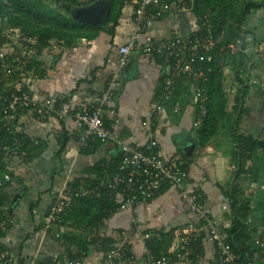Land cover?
Listing matches in <instances>:
<instances>
[{
  "label": "crops",
  "instance_id": "1",
  "mask_svg": "<svg viewBox=\"0 0 264 264\" xmlns=\"http://www.w3.org/2000/svg\"><path fill=\"white\" fill-rule=\"evenodd\" d=\"M135 1L120 3L115 26H106L97 35L98 30L84 29L88 38L78 39L72 48L62 45L44 50L33 58V64H38V68L33 67L35 71L20 75L21 80L15 86L10 81L9 89L23 90L26 86L38 103L62 98V108L67 113L58 121L42 117L38 109L1 118L0 129L20 136L16 138L15 148H4L8 155L3 164L12 183L0 196L2 216L14 221L10 230L0 235V245L10 252L14 264H29L32 259L42 264L52 258L79 256L82 252L77 244L84 241L88 245L87 253H82L80 258L84 264H113L106 260L105 239L113 241L115 247H127L134 256V264H152L156 258L175 253L179 235L189 227L201 233L190 255L196 257L195 264H218L215 243L203 227L202 219L191 210L181 191L170 185L149 202L134 208H121V199L116 196L113 200L118 205L117 211L100 221L68 213L48 231L44 230V218L55 196L81 184L111 181L118 171L121 153L117 145L96 142L87 150L80 148L81 132L74 114L105 89L117 68L119 50L130 43L134 33ZM170 1L171 11L152 22L140 36L141 43L147 37L159 41L188 40L200 27L196 0ZM209 1L214 6L204 8L211 20L219 12L240 14L246 4L264 2ZM199 2L204 5L205 0ZM232 26L240 25L234 22ZM240 27L246 43L245 63L227 56L220 61L225 77L226 116L207 144H199V130L194 128L195 121L200 120V108L195 84L190 80L176 86L170 102L162 103L163 109L153 123L152 114L160 105L168 65L161 57L136 51L129 57L115 101L118 123L108 117L106 125L125 144L145 150L153 146L152 151L163 159L184 162L189 174L187 191L202 193L203 209L215 222L217 231L231 243L241 238L242 226L246 228L242 231L247 236L245 248L257 251V243L264 237V149L242 153L234 136L264 142V8L253 10ZM23 52L20 39L10 40L0 50L13 59ZM43 72L47 76L40 78ZM177 107L179 111L175 112ZM203 120L201 117L200 129ZM22 140L27 143V149L20 143ZM61 143L62 153H59ZM192 143H196L195 149H191ZM28 150L31 152L27 153ZM23 152L27 153L24 157ZM245 204L249 209L243 220L240 211ZM181 263L190 264L188 261L172 264ZM259 264H264V258Z\"/></svg>",
  "mask_w": 264,
  "mask_h": 264
},
{
  "label": "built area",
  "instance_id": "2",
  "mask_svg": "<svg viewBox=\"0 0 264 264\" xmlns=\"http://www.w3.org/2000/svg\"><path fill=\"white\" fill-rule=\"evenodd\" d=\"M135 4L137 7L134 16V33L130 43L119 50L117 68L112 72L105 89L93 101L83 105L74 114L76 124L81 132L80 148L87 150L96 142L117 145L121 153L118 171L111 181L99 185L81 184L76 189H67L65 193L61 192L55 196L52 208L44 218V230L48 231L51 226L58 222L60 217L77 209L80 202L94 198H116L118 196L121 199L119 202L121 208H134L137 204L149 202L166 185H170L181 191L183 198L189 202L191 210L202 219L203 227L215 243L218 264H242L231 243L217 231L215 222L205 213L202 206V193L191 194L187 191L186 184L189 181V174L186 171L185 163L163 159L159 154L152 151L153 146L145 150L123 143L115 137L111 128L106 125V119L109 117L112 122L118 123V113L114 105L129 57L133 51H136L142 55L161 57L168 65L160 105H157L152 114L153 123L157 114L163 109L162 103L170 98L178 83L190 80L195 84V97L199 101L200 120L194 123V128L199 130L201 117L202 120L207 118L204 103L208 100L200 87V82L206 83L208 78L200 66L212 62L214 54L218 50L220 57L225 53L237 57L240 54L245 55L246 48L238 38L228 46H224L222 43L228 33L229 21L226 24L218 22L215 26L209 14L203 17L202 24L188 40L175 38L169 41H159L147 37L145 43H141L139 41L140 36L147 32L152 22L164 18L171 11V1L136 0ZM226 25L227 27H225ZM6 38L9 41L12 40L10 37ZM20 40L24 51L20 57L13 59V57L0 53V66L3 68L0 83L2 82V86L7 89L12 88L9 86L10 81L17 73L26 75L28 66L32 67L30 72L35 71L32 63L37 53L36 42L34 40ZM13 63L16 64L13 65ZM46 76L47 73L43 72L39 77L45 78ZM14 83L12 81L13 85ZM15 88L10 89L7 94L0 95V123L3 121L1 120L2 114L7 116L14 112H26L32 109H38L39 115L56 121L62 120L67 115L64 108H57L56 106L57 101L62 102V98L46 99L38 103L27 91L22 92V90ZM178 111L179 108L177 107L175 112ZM0 150L6 152L5 149ZM26 155V152L22 153L23 157ZM10 183H12V177L10 173L2 170V162L0 161V196ZM13 224L14 221L11 218L0 217V235L6 234ZM200 237V230L194 227L183 230L177 240L178 250L173 254L156 258L152 264H172L175 261H188L190 264H195L197 262L196 257L191 258L190 255L197 246ZM257 245L259 249L255 251L254 259L249 260L246 264H256L257 259L264 253V237ZM106 260L113 264H134V256L127 247L123 246L115 247L109 251ZM0 264H14L10 252L1 245ZM29 264L41 263L37 259H32ZM47 264L84 263L80 259L61 260L52 258Z\"/></svg>",
  "mask_w": 264,
  "mask_h": 264
},
{
  "label": "trees",
  "instance_id": "3",
  "mask_svg": "<svg viewBox=\"0 0 264 264\" xmlns=\"http://www.w3.org/2000/svg\"><path fill=\"white\" fill-rule=\"evenodd\" d=\"M97 0H89L88 2H80L77 0H0V50L7 45L9 39L5 37V30H9L11 33H19L21 35V39L26 40H34L36 42V55H42L44 50H47L51 47L52 42L56 41L59 46H68L72 48L76 41L82 37H89L84 34V29H95L98 32L102 31L104 27L112 24V27L115 26L118 22V18L120 16V3L126 0H110L111 4V12H110V20L101 26L92 27L88 25L79 24L73 22L67 18V10L71 8H80L91 5L95 3ZM51 2L53 4H51ZM199 0H196L195 5L197 12V16L200 20V24L203 22V17L207 13L205 12L206 6H212L211 2L205 0L204 5L200 4ZM200 6L201 8H198ZM214 6V5H213ZM212 6V7H213ZM264 8V2L262 3H249L244 6L243 11L240 14H217L216 17H213L212 23L217 26L218 22H223L226 24L229 21L228 33L223 40V45L228 46L235 39H240L244 48H246L245 38L241 35V27L244 23V19L253 11ZM211 12V11H210ZM226 13V12H225ZM214 15L213 12H211ZM232 22V23H231ZM234 22H238L239 27H233ZM95 35V36H96ZM94 36V37H95ZM27 44V43H24ZM227 56V58H231L238 63H245L244 54H240V56H230V54L225 53L222 57ZM220 57L219 50L215 52L214 59L210 63H204L200 66V68L206 73L208 81L206 83L200 82V87L204 91V94L208 97V102L205 105L207 118L203 120L201 124V129L198 131V141L200 145L207 144L210 139L215 135L219 122L226 116V105H227V97L223 90V84L225 81L224 74L222 72V68L220 65V61L222 60ZM16 63H13L15 65ZM33 67L37 65L33 64ZM31 66H28V71H31ZM38 71V69H37ZM3 73V68L0 66V75ZM20 72L17 75L11 78V81L15 82L16 85L18 80L20 79ZM21 80V79H20ZM1 81V78H0ZM186 81V80H185ZM180 83H178L179 85ZM177 85V87H178ZM26 87V86H24ZM22 88V92L26 91V88ZM175 87L174 90L177 88ZM11 88V87H9ZM4 89V91H3ZM10 89L4 88L2 86V82L0 83V95L9 93ZM244 98L247 94L246 89L244 88ZM171 97V96H170ZM170 98L167 100L169 103ZM57 108L62 107V102L56 103ZM3 117H6L2 114ZM1 117V116H0ZM16 138H20V136H12L5 129H0V149H4L5 147H10L11 149L15 148L17 145ZM234 142L237 145L239 151L243 152H253L257 149H264V142H258L252 138H245L242 136H238L237 134L234 136ZM21 144L24 145L27 143L22 140ZM61 149L59 153H62V143ZM25 147V148H26ZM27 149V148H26ZM23 150L22 148L20 151ZM30 150V149H29ZM27 151V153L31 151ZM7 157L6 152L0 150V161L2 162V170L5 171V164L3 161ZM243 157V155H242ZM121 162V159H120ZM120 165V163H119ZM119 167V166H118ZM95 185V184H93ZM99 185V184H98ZM106 191V189H104ZM237 192V190H235ZM114 198V197H113ZM113 198L103 197V198H94L93 200L89 199L84 202H80L77 209L73 210L68 215H83L86 217L95 218L97 221L100 219L108 217V214L112 211L117 210V204ZM234 198L237 196L234 195ZM239 200V198H237ZM102 201V203H101ZM100 203V204H99ZM114 203V204H113ZM0 200V206H1ZM112 206V207H111ZM249 207L247 204L243 206L241 209V218L243 220L246 219V214ZM0 209V217L4 218L1 214ZM67 215V216H68ZM246 228L241 226V230L244 231ZM241 231V238H237L236 242L231 241L232 248L234 252L238 255L239 260L242 264H246L249 260L254 259L255 251L249 250L247 247L245 248L244 239L247 238L246 234ZM241 239V243L238 241ZM74 243V241H72ZM105 250L109 252L116 245L110 239H105ZM79 248L83 254L87 253L88 245L84 242H78ZM79 256H73L68 259H77L82 258L83 254ZM264 258V253L260 255L257 259L256 264L261 263V259ZM48 261L42 264H47Z\"/></svg>",
  "mask_w": 264,
  "mask_h": 264
},
{
  "label": "water",
  "instance_id": "4",
  "mask_svg": "<svg viewBox=\"0 0 264 264\" xmlns=\"http://www.w3.org/2000/svg\"><path fill=\"white\" fill-rule=\"evenodd\" d=\"M110 12V0H97L85 7L68 9L67 18L79 24L98 27L110 20ZM190 147L195 149L196 143H192ZM188 149L189 147L186 150Z\"/></svg>",
  "mask_w": 264,
  "mask_h": 264
},
{
  "label": "rangeland",
  "instance_id": "5",
  "mask_svg": "<svg viewBox=\"0 0 264 264\" xmlns=\"http://www.w3.org/2000/svg\"><path fill=\"white\" fill-rule=\"evenodd\" d=\"M77 1H80V2H88L89 0H77ZM51 4H53L52 2H51ZM53 5H55V4H53ZM5 37H10V39H12V40H14L15 42H18L19 41V39H21V35L19 34V33H16V34H11V32L9 31V30H5ZM18 40V41H17ZM51 49L52 50H54L53 49V47H61V46H59L58 44H57V42L56 41H54V42H52V44H51ZM57 50H59V48H56ZM10 54L11 53H13V50H10V52H9ZM19 57V56H18ZM15 86V85H14Z\"/></svg>",
  "mask_w": 264,
  "mask_h": 264
},
{
  "label": "bare ground",
  "instance_id": "6",
  "mask_svg": "<svg viewBox=\"0 0 264 264\" xmlns=\"http://www.w3.org/2000/svg\"><path fill=\"white\" fill-rule=\"evenodd\" d=\"M145 148V147H144ZM14 151V150H13ZM97 151V150H96ZM101 203H102V201H101ZM100 204V203H99ZM114 204V203H113ZM112 207V206H111ZM33 208V207H32ZM117 211V210H116ZM80 219V218H79ZM65 225V224H64ZM67 227V226H66ZM121 243V242H120ZM152 250V249H151ZM182 264V263H181Z\"/></svg>",
  "mask_w": 264,
  "mask_h": 264
}]
</instances>
